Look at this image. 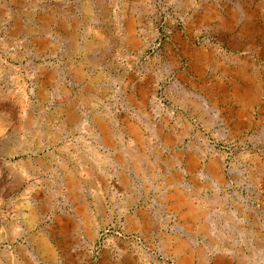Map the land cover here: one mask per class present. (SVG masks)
<instances>
[{
	"label": "rangeland",
	"instance_id": "374dc122",
	"mask_svg": "<svg viewBox=\"0 0 264 264\" xmlns=\"http://www.w3.org/2000/svg\"><path fill=\"white\" fill-rule=\"evenodd\" d=\"M0 264H264V0H0Z\"/></svg>",
	"mask_w": 264,
	"mask_h": 264
},
{
	"label": "water",
	"instance_id": "95a60500",
	"mask_svg": "<svg viewBox=\"0 0 264 264\" xmlns=\"http://www.w3.org/2000/svg\"><path fill=\"white\" fill-rule=\"evenodd\" d=\"M161 19H162L161 16H159V19H158L159 24H158V25H161V23H162V20H161ZM164 25H166V24H164ZM167 28H168V27H167ZM149 47H150V46H146L145 48H143V49L140 51V53L138 54L139 58L143 59V57H144V55H145V53H146V51H147V49H148Z\"/></svg>",
	"mask_w": 264,
	"mask_h": 264
},
{
	"label": "bare ground",
	"instance_id": "6f19581e",
	"mask_svg": "<svg viewBox=\"0 0 264 264\" xmlns=\"http://www.w3.org/2000/svg\"><path fill=\"white\" fill-rule=\"evenodd\" d=\"M205 57V56H204ZM106 134V133H105ZM108 134V133H107ZM108 136V135H107ZM107 136H106V138H107ZM181 196V195H180ZM172 197V196H171ZM179 197V196H178ZM177 197V198H178ZM181 200V197H179L178 198V200H177V203H176V205H178V206H180L181 205V203L179 202ZM182 201V200H181Z\"/></svg>",
	"mask_w": 264,
	"mask_h": 264
}]
</instances>
